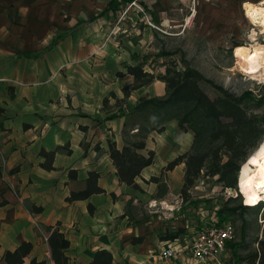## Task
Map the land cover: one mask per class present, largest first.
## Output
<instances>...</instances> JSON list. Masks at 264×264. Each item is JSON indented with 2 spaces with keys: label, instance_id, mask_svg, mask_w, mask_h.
Here are the masks:
<instances>
[{
  "label": "crops",
  "instance_id": "1",
  "mask_svg": "<svg viewBox=\"0 0 264 264\" xmlns=\"http://www.w3.org/2000/svg\"><path fill=\"white\" fill-rule=\"evenodd\" d=\"M120 1L0 0V264L22 243L31 245L24 264H54L47 227L68 239V264H90L101 251L111 254V264H193L186 230L175 241L163 242L161 236L176 228H164L169 224L150 217L136 224L129 213L142 203L151 214L179 196L184 164L163 175L168 192L162 198L156 197L157 185L143 181L158 178L187 153L192 135L179 132L175 121L163 133L149 135L142 153L153 152L154 164L135 180L140 191L119 183L108 155L109 141L117 149L124 145L125 118H106L165 95L164 83L156 81L118 107L109 97L123 99V87L133 80L116 74L142 62L156 36L139 15L120 18ZM181 4L158 0L149 7L153 23L180 31L185 22ZM42 152H55L52 170L43 167ZM89 173L98 174L104 193L68 202L71 193L86 188ZM168 247L179 255L161 260Z\"/></svg>",
  "mask_w": 264,
  "mask_h": 264
},
{
  "label": "trees",
  "instance_id": "2",
  "mask_svg": "<svg viewBox=\"0 0 264 264\" xmlns=\"http://www.w3.org/2000/svg\"><path fill=\"white\" fill-rule=\"evenodd\" d=\"M133 0H121L125 7ZM112 5V2L109 4ZM147 12L151 16L150 9ZM56 42V40H55ZM172 56V54H162ZM165 66L163 74L154 75L144 69V59L138 65L126 67V73H117L116 77H132V83L126 84L122 89L123 99L119 100L114 94L109 97L115 100V106H120L131 94L143 87L159 81L165 85V95L162 98H152L137 102L128 113L119 109L110 114L106 119L113 120L125 118L122 131L124 145L117 149L113 141L108 142V155L116 170L120 184H124L134 190L140 191L136 179L140 177L143 169L154 164V153L145 151L146 140L152 133L161 134L165 126L172 121L177 123L181 132H191L193 142L191 149L170 162L162 170L158 178H150L143 181L146 184L157 185V198H162L166 193L163 187L162 176L165 172L172 171L176 166L184 164L183 184L180 198L186 202L187 192L201 179L216 178L222 190H237L239 172L242 165L248 159V151L257 141L264 136V117L248 113V106L260 108L262 101L255 100L251 94H243V97H235L222 88L215 86L198 71L191 68L187 62L181 61L182 68L171 62ZM208 84L217 91V97L210 99L202 90V85ZM103 109L108 107V98L103 100ZM156 117L151 120V117ZM55 152H42L45 158L43 167L52 170V161ZM71 179L75 178V172L70 171ZM98 174L89 173L86 179V188L83 191L71 193L68 202L83 201L93 195L103 194L104 191L97 186ZM114 198L115 196L112 195ZM238 199V197H237ZM227 201L215 212V224H223L236 214L252 210L240 203L235 208H228ZM244 205H246L244 203ZM251 206V205H248ZM255 206V205H254ZM251 206V207H254ZM31 212H40V208H32ZM261 238L254 240V247L245 245V229L242 226L241 239L237 244L227 248L232 252L236 264H264V225L261 229ZM47 244L50 250L51 260L54 264H68L65 251L69 247L68 239L59 232L58 228L47 227ZM185 229L179 228L161 236V240L175 241ZM244 248L245 254L240 255L237 249ZM31 245L22 243L16 251L6 252L2 258L4 264H24V259L29 255ZM112 256L106 251L95 254L90 264H111ZM30 264H46L45 262L31 261Z\"/></svg>",
  "mask_w": 264,
  "mask_h": 264
},
{
  "label": "rangeland",
  "instance_id": "3",
  "mask_svg": "<svg viewBox=\"0 0 264 264\" xmlns=\"http://www.w3.org/2000/svg\"><path fill=\"white\" fill-rule=\"evenodd\" d=\"M179 1H182L180 5L183 12L181 19L185 21L183 28L178 32H172L162 27L167 31V35L149 28L156 36L152 43L148 44L151 45L148 53L143 55L144 69L154 75H159L164 73L165 66L171 65V62L181 69L183 66L181 61H185L207 80L212 81L215 86L235 97L240 98L243 97V94H251L255 100L262 101L260 108L255 109L249 105L247 110L248 113L258 118L264 117V83H260V79L247 75L240 67L242 59L255 49L264 53V33L250 24L246 18L242 0H198L195 5L196 15L194 17L192 16L193 0ZM245 1L258 4L262 0ZM241 4L242 8L240 9ZM133 14L137 15L134 10H129L127 13L123 11L120 18ZM253 31L256 33L255 41L249 38ZM168 53L172 56L162 55ZM202 90L210 99H215L218 95L217 91L208 84L202 85ZM181 133L192 135L189 131ZM261 141H264V136L249 149L248 159L259 148ZM165 173L167 174V172ZM165 173L163 175H166ZM162 179V185L168 192V180L163 176ZM186 200L183 202L180 196L171 197L170 201L166 200L162 206L156 205L155 211L151 214L145 205L136 203L129 211L130 217L136 224L150 217L151 220L154 219L163 224L168 223L169 226L163 225L164 228H183L188 232L191 238L189 240L193 243L199 228L206 225L207 222L216 221L215 212L227 201L232 200L228 203V208H235L238 203L246 208H251L244 205L246 198L239 194L238 188L236 191L222 190L221 185L216 182V178L199 180L187 192ZM260 203L262 204L260 205ZM254 207L257 208L237 212L227 222H224L233 225L236 230L234 238L228 243L229 245H238L243 225L246 246L254 247V240L261 238V229L264 225V203L259 202ZM237 253L244 255L245 249L239 248ZM217 259L206 264H236L229 248H226Z\"/></svg>",
  "mask_w": 264,
  "mask_h": 264
},
{
  "label": "built area",
  "instance_id": "4",
  "mask_svg": "<svg viewBox=\"0 0 264 264\" xmlns=\"http://www.w3.org/2000/svg\"><path fill=\"white\" fill-rule=\"evenodd\" d=\"M157 1L158 0H133L124 7L123 11L127 13L129 10H134L148 28L160 34L167 35L165 29L153 23L151 16L147 12V8L149 9V7L154 5ZM168 29L171 28L169 27ZM235 231L233 225L229 223L218 225L215 224L214 221L207 222L206 225L200 227L196 233L193 244L189 248V258H191L193 264H206L218 260L217 258L226 250L227 243L234 238ZM178 255L179 252L177 250L173 247H168L161 253L160 257L161 260H168Z\"/></svg>",
  "mask_w": 264,
  "mask_h": 264
},
{
  "label": "bare ground",
  "instance_id": "5",
  "mask_svg": "<svg viewBox=\"0 0 264 264\" xmlns=\"http://www.w3.org/2000/svg\"><path fill=\"white\" fill-rule=\"evenodd\" d=\"M243 9L250 24L259 28L261 33H264V0L258 4L245 3ZM252 33H254V31ZM240 67L247 75L253 76L255 79H264V53L255 49L247 57L242 59ZM256 151L251 157L256 155ZM260 159V157H257L258 163L248 165L247 169H244L243 165H245L249 159L242 165L238 180V192L244 198H246V196L241 187L242 184L246 185L250 183L254 188L257 183L264 181V176L259 174ZM260 202L264 203V200Z\"/></svg>",
  "mask_w": 264,
  "mask_h": 264
},
{
  "label": "clouds",
  "instance_id": "6",
  "mask_svg": "<svg viewBox=\"0 0 264 264\" xmlns=\"http://www.w3.org/2000/svg\"><path fill=\"white\" fill-rule=\"evenodd\" d=\"M198 2V0H193V9H192V16L194 17L196 15L195 11V5ZM191 19V18H190ZM251 40H256V33H252L249 37ZM260 83H264V79H261L259 81ZM151 120H155L156 117H151ZM257 157H260L259 161V174L261 176H264V141H261L259 144V148L256 151V155L249 158L247 163L243 165L244 169H247L248 165L250 164H257L258 160ZM244 195L246 196V200L244 203L246 205L254 206L258 204L260 201L264 200V181H261L260 183H257L254 188L251 186V184H242L241 185Z\"/></svg>",
  "mask_w": 264,
  "mask_h": 264
},
{
  "label": "water",
  "instance_id": "7",
  "mask_svg": "<svg viewBox=\"0 0 264 264\" xmlns=\"http://www.w3.org/2000/svg\"><path fill=\"white\" fill-rule=\"evenodd\" d=\"M237 185H238V183H237ZM237 188H238V186H237Z\"/></svg>",
  "mask_w": 264,
  "mask_h": 264
}]
</instances>
